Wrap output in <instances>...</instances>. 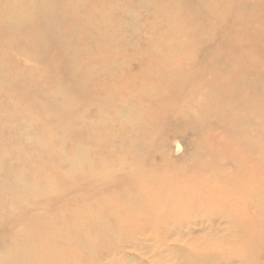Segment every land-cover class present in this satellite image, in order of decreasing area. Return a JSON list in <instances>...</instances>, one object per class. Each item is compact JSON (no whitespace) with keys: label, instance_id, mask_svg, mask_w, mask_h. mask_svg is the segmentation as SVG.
Wrapping results in <instances>:
<instances>
[{"label":"bare ground","instance_id":"1","mask_svg":"<svg viewBox=\"0 0 264 264\" xmlns=\"http://www.w3.org/2000/svg\"><path fill=\"white\" fill-rule=\"evenodd\" d=\"M250 10L245 15L251 26L263 30L264 23L258 27L256 22L264 21V14L255 10L264 12V0L255 1ZM245 31H236V35H244L253 49V33ZM77 32L75 42L58 48V54L68 56L64 64L70 76L74 75L73 81L56 79L59 88L47 93L51 97L53 91L70 94L79 88L80 95L71 94L59 105L51 99L45 106L34 103L43 120L29 109L11 116L32 120L14 129L35 145L37 154L21 151L6 163L0 160V188L9 190L6 195L0 191V264H69L71 257L74 261L81 256L90 240L85 227L106 232L104 219L96 221L94 212L106 211L117 220L124 218L122 214L154 220L153 204L163 208L175 203L174 208H179L184 201L199 208L216 204L227 210V220L236 230L249 222L256 225L264 211V192L260 194L262 203L246 196L264 190L261 118L258 122L264 108L257 95L259 74L264 71L255 72L256 80L247 84L254 69L221 58L215 59L219 64L215 69L207 67L212 61L207 56L201 65L185 64V59L155 66L146 50H138V55L126 53L127 47L115 36L100 32L94 43L107 40L109 45L92 49L83 32ZM260 43L264 48L263 38ZM132 57H140L139 68L128 66ZM236 72L243 77L232 81L229 74ZM80 75L86 77L83 83ZM44 91L42 88V94ZM17 93L12 88L5 91L9 98ZM178 94L180 101H168ZM77 106L84 110L81 114L76 112ZM181 134L189 138L188 148L182 144ZM182 148L196 159L188 160L193 166L190 170L178 165ZM216 149L226 151V156L214 161ZM28 163L34 172L26 170ZM171 165L178 166L176 177L158 174L161 166ZM118 210L124 212L121 218L116 217ZM259 229H264V223L254 233ZM241 234L246 257L251 249H259L256 257L264 264L262 234ZM235 259L248 264L239 255L229 257L227 264Z\"/></svg>","mask_w":264,"mask_h":264},{"label":"rangeland","instance_id":"2","mask_svg":"<svg viewBox=\"0 0 264 264\" xmlns=\"http://www.w3.org/2000/svg\"><path fill=\"white\" fill-rule=\"evenodd\" d=\"M255 1L257 0L247 3L239 0H0L1 162H8L21 151L37 154L33 152L36 150L35 145L24 141L14 129H20L32 120L12 119L15 111L21 113L29 109L31 114L43 120V113L35 109L34 103L45 106L46 100L51 99L59 105L71 94L80 95L79 88L70 94L53 91L51 97L47 93L53 87L59 88L56 79L73 81L74 75L70 76L69 67L64 64L68 56L58 54V48L66 46L69 41L75 42V37L79 36L77 30L83 32L85 41L91 43L92 49L103 48L108 44L107 40L94 43L98 34L105 32L109 36H115L118 42L126 46L125 49L121 47L126 53L138 55V50H146L145 55L152 58L155 66L181 63L185 59V64L201 65L207 62L204 59L207 56L212 57L207 67L215 69L219 65L215 62L216 58L226 62L233 61L254 69L251 73L253 77L247 79V84H250L256 80L255 72L258 74L264 71V48L260 43L261 38L264 40V29L259 31L253 28L249 16L245 15L251 11L250 7ZM247 6L248 10H242ZM255 11L259 15L264 14ZM263 23L264 21L256 22L258 27ZM247 29L249 33H253V49L245 43L244 35H236V31L241 33ZM234 45L236 46L233 47ZM81 47L78 44V48ZM215 51H218L216 55ZM127 63L130 68H139L141 59L132 57ZM229 75L232 81L243 77L242 72ZM259 77L261 82L259 81L257 95L262 99L259 101L264 108V72ZM85 78L84 75L79 76L82 83ZM10 88L18 91L14 98L5 95V91ZM42 88L45 90L43 94ZM230 88L228 87V91ZM13 99L15 101L11 104ZM172 100L180 101V95L168 98V101ZM20 105L24 106L19 109L17 106ZM83 111L76 107L78 114ZM260 118L261 145L264 148V111L258 122ZM222 127L221 125V130ZM181 135L185 148L191 146L189 138ZM6 141L12 145L6 144ZM17 141H22L23 144ZM182 150L177 155L180 161L178 165L183 164L184 170H190L193 166H190L188 160L194 161L195 158H189L187 150ZM263 153L260 161L264 163ZM226 154V151L216 149L212 157L214 161H218ZM31 163L26 168L28 172H34ZM171 166H161L158 174L176 177L178 166ZM232 175L236 176L235 172ZM5 190L7 189L0 188L3 195L7 193ZM262 192L264 190L258 195L251 191L246 198L262 203ZM118 201L122 202L123 199L119 198ZM166 204L163 208H156L157 204L152 205V212L157 213L153 215H156L154 220L149 216H146L147 219L131 214L126 216L121 210L116 215L121 218L122 214L124 218L121 220L110 217L106 211L94 212L96 221L104 219L106 225L103 227L106 232L95 226L85 227L89 231L90 240L84 250L80 251L81 256L74 261L71 257L69 264H227L230 263L229 257L235 255L248 260V264H262V260L256 257L259 249H251L253 257L250 256L251 252L246 257L240 235L262 234V248L264 229H259L256 233L254 229L261 222L264 223V211H260L256 225L246 222L241 229L236 230L227 220L228 211L215 203L213 208L208 209L188 205L184 201L179 208H174L178 206L175 203ZM1 224L2 221L0 226ZM201 237L205 239L198 241ZM10 243L11 241L7 244ZM232 264L243 263L235 259Z\"/></svg>","mask_w":264,"mask_h":264}]
</instances>
